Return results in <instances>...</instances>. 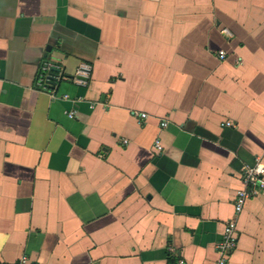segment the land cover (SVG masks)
<instances>
[{
	"label": "crops",
	"instance_id": "0c3cea01",
	"mask_svg": "<svg viewBox=\"0 0 264 264\" xmlns=\"http://www.w3.org/2000/svg\"><path fill=\"white\" fill-rule=\"evenodd\" d=\"M258 162L264 0H0V264H264Z\"/></svg>",
	"mask_w": 264,
	"mask_h": 264
},
{
	"label": "built area",
	"instance_id": "2783aa9c",
	"mask_svg": "<svg viewBox=\"0 0 264 264\" xmlns=\"http://www.w3.org/2000/svg\"><path fill=\"white\" fill-rule=\"evenodd\" d=\"M220 59H226V53L220 52ZM58 67L51 62H45L41 66V71L39 74V78L37 84L39 88L44 91H55L57 86L62 81H70L79 86H86L90 77L92 68L87 64H81L75 77L67 78L63 75L62 72H56ZM73 118V114L70 115ZM143 117H145L143 115ZM166 123L162 124V127H166ZM232 127L234 126L232 123L222 124V127ZM125 143H127L125 141ZM156 148L158 150H162V147L159 142L156 143ZM264 168L260 164V162L256 163L252 167H247L244 172V184L245 189L239 191L237 193V198L235 202V215L239 216L246 206L247 201L252 196H257L260 191L264 189ZM238 245V233H237V221H230L225 227V234L222 240L217 245V252L219 254V258L215 264H228V260L230 255L235 251ZM20 264H31L29 262L28 257H23L20 261ZM178 264H185V261L180 260Z\"/></svg>",
	"mask_w": 264,
	"mask_h": 264
},
{
	"label": "water",
	"instance_id": "95a60500",
	"mask_svg": "<svg viewBox=\"0 0 264 264\" xmlns=\"http://www.w3.org/2000/svg\"><path fill=\"white\" fill-rule=\"evenodd\" d=\"M57 72V70H55Z\"/></svg>",
	"mask_w": 264,
	"mask_h": 264
}]
</instances>
